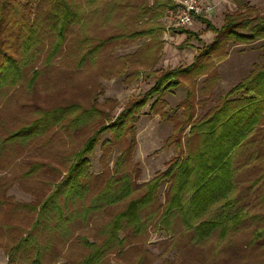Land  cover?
Wrapping results in <instances>:
<instances>
[{
    "label": "rangeland",
    "instance_id": "1",
    "mask_svg": "<svg viewBox=\"0 0 264 264\" xmlns=\"http://www.w3.org/2000/svg\"><path fill=\"white\" fill-rule=\"evenodd\" d=\"M68 1L79 17L69 23L60 47L48 60L46 55L57 39L47 2L9 0L11 9H4L1 16V44L15 58L27 32L15 20L19 15L21 21L40 19L39 53L29 58L32 61L24 67L21 80L0 84V204L6 210L24 206L20 217L27 221L35 217L88 137L111 126L122 112L134 108L118 133L113 128L98 131V140L85 156L93 191L108 180L119 162L136 187L164 170L171 159L184 154L190 125L208 116L231 87L264 62L260 39L247 43L224 40L216 48L209 47L215 32L203 19L218 28L224 14L234 9L232 0H208L213 8L193 24L168 29L157 14L148 20L141 16L140 7L147 0ZM247 1L254 6L251 15L264 18V0ZM146 29V33H135ZM190 64L191 69L177 76L176 86L145 97L163 73ZM33 69L37 76L28 81ZM57 109H65L60 119L44 122L43 115ZM42 121L44 129L37 135L11 137ZM259 129L254 137L258 157L244 164L239 157L243 166L235 178L246 216L236 232L221 239L215 230L195 243L192 233L178 222L173 234L150 225L141 236L124 238L120 233L124 239L105 250L97 264H264V236L253 237L256 228H264V123ZM166 187L160 186L156 206L163 204ZM87 197L88 193L68 208L82 207ZM123 203L92 210V217L66 219L63 235L67 239L62 244L55 242L58 260L62 264L80 261L89 251L82 237L101 244L105 239L101 228ZM14 214L13 218L18 217V211ZM50 220L55 222L54 217ZM54 232L45 229L43 235L53 237Z\"/></svg>",
    "mask_w": 264,
    "mask_h": 264
},
{
    "label": "trees",
    "instance_id": "2",
    "mask_svg": "<svg viewBox=\"0 0 264 264\" xmlns=\"http://www.w3.org/2000/svg\"><path fill=\"white\" fill-rule=\"evenodd\" d=\"M41 1L50 5L48 19L57 39L46 55L48 60L60 47L69 23L79 16L74 5L68 0ZM163 1L156 2V6L168 8L173 5L170 0ZM8 3L9 0H0V23L4 9H11ZM233 4L234 9L224 14L223 22L218 28L203 19L206 26L215 32L209 47L216 48L224 40L247 43L260 39L259 48L264 53V18L251 15L254 6L247 0H233ZM28 5L27 3L24 7L27 8ZM140 9L141 12L144 11L143 4ZM21 19L19 15L15 20L16 24L20 22L19 25L27 32L19 42L18 57L15 58L3 50L0 39V84L21 80L25 73L24 67L39 53L38 48L42 40L39 34L40 19L31 22ZM148 31L149 29H146L135 33ZM30 57L32 60H29ZM191 66L193 64L163 73L155 79L145 97L149 98L176 86L177 76L191 69ZM36 76L37 70L33 69L28 81H33ZM237 93L238 97H232ZM133 109L122 112V116L111 126L100 128L88 137L82 149L74 155L63 178L39 205L34 218L27 221L26 218L20 217L24 206L6 210V205L0 204V248L6 255V264H62L58 260L59 249L55 247V242L62 244L64 238L67 239V236L63 235L67 230L65 220L73 221L80 215L92 217V210L100 211L123 201L125 203L101 228L102 235H105L101 244H93L86 238H81L82 244L89 247V251L74 264H97L99 257L112 244L118 245L129 235L141 236L150 225L173 234V225L178 222L185 231L192 233L195 243L203 241L215 230L217 235L224 239L239 229L246 212L240 205L241 194L235 177L243 166L239 161L240 156L243 157V164L258 157V146H254V137L264 123V62L253 66L245 78L231 87L208 116L190 125L184 154L171 159L164 170L136 187L133 186L130 176L121 171L123 164L119 165V162L115 164V172L107 177L108 180H104L93 191L85 156L92 151L98 140V131L113 128L112 131L118 133L122 130L123 121L131 116ZM64 110L46 112L43 115L44 122L59 120ZM44 122L23 127L11 137L24 139L37 135L44 129ZM81 178L85 181L82 182ZM163 184L167 185L166 196L163 204L156 206L157 192ZM140 188L142 190L136 194ZM87 193V202L78 207L79 210H70V206L68 208L67 205L71 203L76 206V199L83 201ZM16 210L18 217L13 218ZM6 211L8 216L2 217V213ZM51 217L55 218L54 223L50 220ZM45 229L55 230L53 237L43 235ZM120 233H123L124 238L119 237ZM261 236H264V228H256L253 232L254 239Z\"/></svg>",
    "mask_w": 264,
    "mask_h": 264
},
{
    "label": "built area",
    "instance_id": "3",
    "mask_svg": "<svg viewBox=\"0 0 264 264\" xmlns=\"http://www.w3.org/2000/svg\"><path fill=\"white\" fill-rule=\"evenodd\" d=\"M173 2V5L165 12L166 29L172 26L191 25L196 17L213 8L204 0H174Z\"/></svg>",
    "mask_w": 264,
    "mask_h": 264
},
{
    "label": "crops",
    "instance_id": "4",
    "mask_svg": "<svg viewBox=\"0 0 264 264\" xmlns=\"http://www.w3.org/2000/svg\"><path fill=\"white\" fill-rule=\"evenodd\" d=\"M163 0H147V3L144 6V11L141 12V16H144L145 20H148L149 18H151L153 15L158 16V20L163 21L164 17H165V12L167 8H163V7H158L156 6V2H160L162 3ZM166 0H164L163 2H165ZM172 3H174V0H170ZM205 2L208 3V0H204ZM233 2V0H232ZM214 3V2H213ZM158 7V8H157ZM169 8V7H168ZM164 9V10H163ZM163 12V15H162ZM162 15V16H161ZM7 258L6 255L3 251L2 248H0V264H6Z\"/></svg>",
    "mask_w": 264,
    "mask_h": 264
}]
</instances>
